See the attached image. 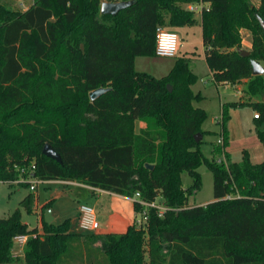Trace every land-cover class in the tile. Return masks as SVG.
I'll return each instance as SVG.
<instances>
[{
	"label": "trees",
	"instance_id": "trees-1",
	"mask_svg": "<svg viewBox=\"0 0 264 264\" xmlns=\"http://www.w3.org/2000/svg\"><path fill=\"white\" fill-rule=\"evenodd\" d=\"M195 1L202 3L213 81L248 79L249 98L232 104L259 112L264 150V100L255 97L264 92V74L254 75L251 62L264 61L257 17L264 18V0H135L116 15L101 13L102 0H34L23 11L0 0V180L20 177V168L35 162L42 180H75L125 197L140 192L167 206L162 216L148 207L147 220L124 233L89 236L73 233L70 219L44 220L43 232L30 228L18 207L0 218V264L18 258L13 248L20 234L29 235L27 264H264V159L254 162L247 151L240 161L230 159L226 104L224 144L213 141V157L202 149L204 137L195 139L203 134L200 117L184 131L174 107L180 58L159 78L135 65L141 55H156L159 25L174 31L197 22L185 6ZM245 28L253 45L246 56ZM99 87L109 89L91 99ZM138 120L146 126L137 131ZM46 144L62 161L43 153ZM223 148L226 162H218L215 152ZM202 164L213 173L214 200L190 205L189 196L202 188ZM184 171L193 179L187 187ZM35 200L29 192L20 205L33 213ZM134 206L137 213L144 209L138 200Z\"/></svg>",
	"mask_w": 264,
	"mask_h": 264
},
{
	"label": "rangeland",
	"instance_id": "rangeland-1",
	"mask_svg": "<svg viewBox=\"0 0 264 264\" xmlns=\"http://www.w3.org/2000/svg\"><path fill=\"white\" fill-rule=\"evenodd\" d=\"M104 2V0H102ZM253 2L257 0H252ZM2 3L13 8L14 10H26L31 6L34 0H1ZM259 2V0L257 1ZM197 6V23L186 27H177L178 33L183 41L180 47V54L176 56H145L141 55L136 58V68L141 71H147L156 77H162L170 73L175 67L178 58V67L180 68L174 82L177 84L175 91L176 105L175 114L177 118H181V123L184 131L192 129L196 120L201 118V130L204 134L202 149L209 157L213 156L211 145L213 141H217L221 137V128L224 117L222 116L223 105L229 106L230 116L226 122L229 133L228 146L231 159L234 161L242 160L245 152H249L250 158L253 161H262L264 159V150L259 141L256 129L258 123L255 120V109L252 105H233L232 102L245 101L249 98L250 93L246 90L248 79L229 85H216L213 83L212 72L205 60V46L202 44L203 30L200 26V15L202 11V3L192 2ZM191 4V5H192ZM189 7L190 5H185ZM251 33V30L245 28ZM242 29L241 33L245 31ZM244 33V32H243ZM243 35V34H242ZM242 45V44H241ZM242 48L246 49L244 45ZM248 49V48H247ZM251 50V49H250ZM264 66V61L261 62ZM173 86L172 83H170ZM187 86V87H186ZM188 89L195 95L194 99H188ZM259 99H264V92L255 96ZM199 111V114H198ZM216 157L224 158L223 153L215 152ZM202 174V188L197 190L188 198V204H206L214 200L213 173L206 164H202L198 168ZM183 186L187 187L192 184L193 179L188 171L182 174ZM56 187H64L59 183L48 184L40 182L36 190H31L28 186L20 184L10 185L0 182V218L8 216L16 208L20 207L23 214V219L28 223L30 228H37L43 232V221L45 215L41 212L36 214L26 212L20 205L21 200L29 193L34 192L38 196V204L42 205L48 198L50 188L56 190ZM68 193H71L68 198L59 197L50 206L54 224L65 220L68 216L75 217L79 211L81 203H88L100 210V213L106 212V205L103 200L107 195L95 189L86 188L83 186H69ZM71 214V215H70ZM135 222L140 218V212L137 213ZM13 252L18 258L13 261H7L1 264H27L24 257L23 246L15 241Z\"/></svg>",
	"mask_w": 264,
	"mask_h": 264
},
{
	"label": "crops",
	"instance_id": "crops-1",
	"mask_svg": "<svg viewBox=\"0 0 264 264\" xmlns=\"http://www.w3.org/2000/svg\"><path fill=\"white\" fill-rule=\"evenodd\" d=\"M257 1L256 2L254 1V2L257 3ZM199 15L201 16L200 13H199ZM197 22H195V23H197ZM186 26H188V25H185L183 27H186ZM200 26H201V22H200ZM177 27H179V26H176L174 28V31L178 32ZM201 28H202V26H201ZM202 30H203V28H202ZM243 32H242V34H243L242 35V45H244L245 48L247 47L248 49H251L253 46L251 33L249 31H247L246 29ZM202 44H203V39H202ZM182 45H183V41H181L180 46L182 47ZM203 46H204V44H203ZM205 51H206V47H205ZM180 52H178V53L180 54ZM210 71L212 72V77H213V71L212 70H210ZM213 83L216 85H226L227 86V85H229L230 82L224 83V84H219V83H216L215 81H213ZM229 114H230V112H229ZM254 118H256V117H254ZM145 126H146V122L143 120L142 121L138 120L136 123L137 131L140 128L145 127ZM213 148H214V145L212 144L211 145L212 151H213ZM230 159H231V157H230ZM254 162H258V161H254ZM45 182L48 184L59 183L64 187H56V190H52V188H50V190L48 191V194H49L48 198L42 205L38 204V200H39L38 196L36 193H34L35 197H36L34 212H36V214L37 213L39 214L41 212L42 216L45 215L46 209L50 208V206L53 204L54 201H56V199H58L59 197L68 198V196L71 195V193H68L69 190L67 189L69 186L77 185V186H83L86 188H91L90 186H87V185L82 184L80 182L74 183V184L65 183V182H61L58 180H56V181L49 180V181H45ZM95 190L100 191L102 193H105L107 195L106 199L103 200V203L106 205V209H107L106 212L100 213V210L98 211V209L95 207L96 213H97V218H98V221L100 224V228L95 230V231L89 232V233L82 232L80 230L79 225H78V221H79V211H78V214H76L74 218L71 216H68L66 218V219H70L71 231L73 233L82 232L86 236H89L92 233H110V232L124 233V232H126L127 229L129 228V226L133 225L135 222V219L137 218L136 208L134 206L133 200L129 196L125 197L123 195H120V194H117V193H114L111 191L100 190V189H95ZM46 204L49 205L48 208H44V206ZM84 204H88V203H84ZM88 205H90V204H88ZM90 206L92 207L93 205H90ZM97 244H99V242ZM23 248H24V246H23Z\"/></svg>",
	"mask_w": 264,
	"mask_h": 264
},
{
	"label": "built area",
	"instance_id": "built-area-1",
	"mask_svg": "<svg viewBox=\"0 0 264 264\" xmlns=\"http://www.w3.org/2000/svg\"><path fill=\"white\" fill-rule=\"evenodd\" d=\"M113 1H120V0H113ZM190 10H197V6L195 5H190L189 6ZM157 41H156V55H161V56H176L180 50V45H181V37L177 31H172L164 28L163 26L159 25L157 27ZM259 112L255 111L254 115L255 117H259L260 115L258 114ZM217 142L221 145L224 144V136L221 134V137L217 140ZM223 154L225 155L224 148L222 149ZM218 162H226V157L221 158L218 157L216 158ZM36 170V163L32 162L30 166L26 167L23 166L20 168L21 171V176L13 179V180H0V182L3 183H13V184H20V183H28L29 188L31 190H35L37 188V185L40 182H45V180H42L38 178L34 173ZM61 182L65 183H79L75 180L70 181V180H63V179H56ZM54 180V181H56ZM92 187V186H91ZM93 189H99L92 187ZM102 190V189H100ZM133 202L135 200H138V203L144 207V209L140 212V218H138L137 223L138 224H143L145 220L148 218V212L147 208L152 206L158 209L159 215L162 216L164 211L167 209V206L164 205L163 202H160L158 200L155 201H147L146 199H142L140 192H137L134 196L130 197ZM78 225L80 227V230L82 232H92L100 228V224L97 218V213L95 207H91L88 204H80L79 205V221ZM29 235L27 234H20L15 237V241L18 242L20 245L24 246L28 239Z\"/></svg>",
	"mask_w": 264,
	"mask_h": 264
},
{
	"label": "water",
	"instance_id": "water-1",
	"mask_svg": "<svg viewBox=\"0 0 264 264\" xmlns=\"http://www.w3.org/2000/svg\"><path fill=\"white\" fill-rule=\"evenodd\" d=\"M133 3H135V0H120V1L104 0V2H102L101 4V13L103 14L110 13V14L116 15L118 14L120 10H122V8L130 6ZM257 17H258L261 27H264V18H262L259 14L257 15ZM240 50H241L242 55L244 56L249 55L251 53V50L247 48L246 49L241 48ZM251 62L253 66V74L263 75L264 74L263 64L261 62H258L255 59H252ZM168 88L170 91H173V86L170 83L168 84ZM107 89H109V87H106V88L99 87V88L91 90L89 93L90 98L91 99L97 98L99 95L105 93ZM203 137H204V134H202L201 132L195 133L196 141H200L201 139H203ZM43 153L53 159L62 161L61 155H59L56 151H54V149L50 146V144H46L44 146ZM146 166L149 168H153L154 165L147 163ZM45 220L48 223H51L54 220V217L52 216V212L49 208L46 209L45 211Z\"/></svg>",
	"mask_w": 264,
	"mask_h": 264
}]
</instances>
